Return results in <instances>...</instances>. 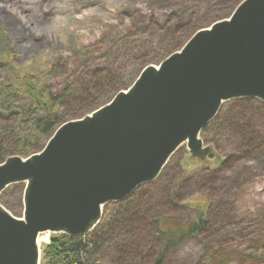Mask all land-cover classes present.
<instances>
[{"label":"rangeland","instance_id":"374dc122","mask_svg":"<svg viewBox=\"0 0 264 264\" xmlns=\"http://www.w3.org/2000/svg\"><path fill=\"white\" fill-rule=\"evenodd\" d=\"M242 1L0 0V84L8 96L12 93L11 100L17 92L19 104L32 101V88L49 85L62 94L70 87V95L91 90V80L101 69L128 87L142 71L136 70L141 60L145 66L159 64L195 31L228 18ZM21 75L32 87L26 88ZM244 99L225 102L219 130L211 125L201 133L204 143L213 146L207 163L191 158L185 142L155 180L122 201L140 219L132 235L124 234L123 243L136 254L135 260L125 262L264 264V103ZM3 120L0 127H9ZM227 123L235 132H225ZM24 189V183H15L0 194V203L19 218ZM116 207L106 205L102 219L106 209ZM159 221L176 229L172 231L200 228L166 251ZM41 235H47L41 242L43 253L59 234Z\"/></svg>","mask_w":264,"mask_h":264},{"label":"water","instance_id":"95a60500","mask_svg":"<svg viewBox=\"0 0 264 264\" xmlns=\"http://www.w3.org/2000/svg\"><path fill=\"white\" fill-rule=\"evenodd\" d=\"M264 103V0H243L28 157L0 163V194L24 183V213L0 203V264H41V234L88 235L109 203L155 180L179 146L205 164L202 130L229 100ZM209 164V163H208Z\"/></svg>","mask_w":264,"mask_h":264},{"label":"trees","instance_id":"16d2710c","mask_svg":"<svg viewBox=\"0 0 264 264\" xmlns=\"http://www.w3.org/2000/svg\"><path fill=\"white\" fill-rule=\"evenodd\" d=\"M145 62V59L141 60L136 65V70L141 71ZM100 72L102 74L99 73L97 77L92 78L91 90L83 89L70 95V87L62 94L53 92L49 85L40 89L32 88L36 92H33L32 101L21 104L16 103L17 92H14L16 96L11 100L9 96L12 93L9 92L8 96L7 88L0 84V120L4 119L3 121L10 124L9 127H0V162L5 161L11 154L28 157L41 150L62 123L76 117L81 111L99 108L105 104L102 101L110 100L117 92L127 87V82L116 77L113 72L111 74L105 69H101ZM18 78L23 81L26 88L32 87L23 75ZM95 91L98 92L93 96L91 93ZM244 100L257 105L263 104L256 98ZM219 115L218 113L201 133L206 134L211 125H215L219 130L218 127L221 125ZM224 130L227 134L235 132L232 123H227ZM116 204L118 207L113 210H105L104 218L90 234L85 236L59 234L53 238L43 249L41 264H129L135 260L136 254L123 243V239L124 234L132 235V230L139 224L140 219L130 214L132 206L129 203ZM157 223L159 229L163 228L161 237L166 251L200 228V225H194L190 230L172 231L176 229L164 227L166 221ZM125 259L129 262H125ZM155 264L162 262L158 260Z\"/></svg>","mask_w":264,"mask_h":264},{"label":"bare ground","instance_id":"6f19581e","mask_svg":"<svg viewBox=\"0 0 264 264\" xmlns=\"http://www.w3.org/2000/svg\"><path fill=\"white\" fill-rule=\"evenodd\" d=\"M39 240H40V243H41L42 241H46V240H47V235H41V236L39 237Z\"/></svg>","mask_w":264,"mask_h":264}]
</instances>
